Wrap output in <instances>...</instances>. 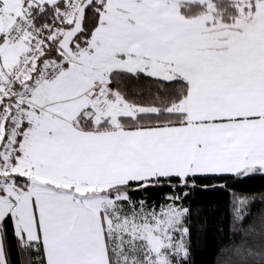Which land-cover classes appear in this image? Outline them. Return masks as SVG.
<instances>
[{
    "label": "snow or ice",
    "instance_id": "6c2138e0",
    "mask_svg": "<svg viewBox=\"0 0 264 264\" xmlns=\"http://www.w3.org/2000/svg\"><path fill=\"white\" fill-rule=\"evenodd\" d=\"M257 177L264 0H0V264H192L217 192L264 264Z\"/></svg>",
    "mask_w": 264,
    "mask_h": 264
},
{
    "label": "trees",
    "instance_id": "16d2710c",
    "mask_svg": "<svg viewBox=\"0 0 264 264\" xmlns=\"http://www.w3.org/2000/svg\"><path fill=\"white\" fill-rule=\"evenodd\" d=\"M236 190L256 194L257 202L248 206L252 210L253 220L247 223L258 222L259 217L264 216V203L259 202L261 194H264V178L251 179L245 184L238 185ZM200 203L209 205L211 210L207 213V231H201L199 223L191 230L192 264H217L218 256L222 255L221 246L228 243L227 234L231 224L229 196L223 192L206 193L202 194ZM9 243L12 244L10 259L15 261L17 257L14 241L9 238Z\"/></svg>",
    "mask_w": 264,
    "mask_h": 264
}]
</instances>
